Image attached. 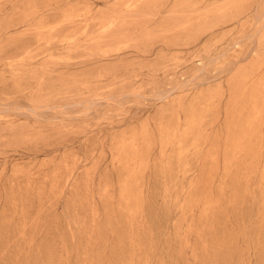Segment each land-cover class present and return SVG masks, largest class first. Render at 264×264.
Wrapping results in <instances>:
<instances>
[{
	"label": "rangeland",
	"instance_id": "374dc122",
	"mask_svg": "<svg viewBox=\"0 0 264 264\" xmlns=\"http://www.w3.org/2000/svg\"><path fill=\"white\" fill-rule=\"evenodd\" d=\"M0 264H264V0H0Z\"/></svg>",
	"mask_w": 264,
	"mask_h": 264
},
{
	"label": "bare ground",
	"instance_id": "6f19581e",
	"mask_svg": "<svg viewBox=\"0 0 264 264\" xmlns=\"http://www.w3.org/2000/svg\"><path fill=\"white\" fill-rule=\"evenodd\" d=\"M108 25V24H107ZM115 25V24H114ZM112 26V25H111ZM110 28V27H109ZM18 108V107H17ZM33 113V112H32Z\"/></svg>",
	"mask_w": 264,
	"mask_h": 264
}]
</instances>
